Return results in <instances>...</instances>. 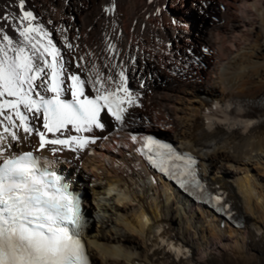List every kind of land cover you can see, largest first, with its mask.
<instances>
[{"label":"bare ground","instance_id":"bare-ground-1","mask_svg":"<svg viewBox=\"0 0 264 264\" xmlns=\"http://www.w3.org/2000/svg\"><path fill=\"white\" fill-rule=\"evenodd\" d=\"M193 9L213 21L198 40L193 29L173 20ZM24 10L47 33L33 34L36 39L44 45L51 40L67 72L86 81V94L96 95L89 78L111 73L118 80L116 73L125 70L135 101L122 105L123 122L102 114L103 128L81 132L100 137L85 148L41 149L84 191L85 248L92 263L264 264V105L255 106L264 100V0H25ZM21 14L18 0H0V27L24 46L19 30L28 22L19 21ZM193 80L209 85L211 95L192 96L194 89L183 85ZM240 102L247 110L234 114L232 126L207 125L211 114L230 116L222 105ZM25 115L33 123V114ZM41 122L35 121L40 130ZM160 127L197 157L242 225L223 223L147 172L144 135ZM14 130L21 138L5 134L0 157L37 146V136L24 139L22 129Z\"/></svg>","mask_w":264,"mask_h":264},{"label":"snow or ice","instance_id":"snow-or-ice-1","mask_svg":"<svg viewBox=\"0 0 264 264\" xmlns=\"http://www.w3.org/2000/svg\"><path fill=\"white\" fill-rule=\"evenodd\" d=\"M18 8L22 13L19 21L28 22L19 30L24 46L14 44L13 38L0 27V98H13L0 99V125H3L0 144L6 138L5 134L11 140H19L21 137L14 129L20 128L25 134L24 139L33 134L39 138L40 149L49 145H63L73 151L83 149L94 141L78 136L49 139L46 133L61 132L69 125L76 132L103 128L101 112L104 109L123 122L127 109L122 105L135 102L127 86L125 70L116 73L118 80H114L111 73L106 79L100 75L89 78L87 83L96 95H85L86 81L79 74L67 72L60 52L51 40L44 45L33 35L45 36L47 33L31 23L35 17L31 11L24 10L25 0H18ZM68 48L72 45L68 44ZM108 48L114 50L111 44ZM46 55L52 57L51 63L45 59ZM65 79L71 83L65 84ZM106 84L110 87L106 88ZM49 92L54 95L46 98L45 94ZM65 93H70L71 99H62ZM21 106L33 114V123H29V116L20 110ZM37 119H42L43 131L35 124ZM147 144L155 145L156 158L149 159L164 172L169 171L170 161L184 159L169 144L151 138ZM52 151L59 149L54 147ZM0 154H3L2 149ZM191 163V157H188L187 165L176 176L182 185L195 183L189 168ZM59 180L54 174L40 170L32 152L0 161V264H88L83 245L68 227V224L74 226L77 223L76 206L66 189L57 186Z\"/></svg>","mask_w":264,"mask_h":264},{"label":"rangeland","instance_id":"rangeland-1","mask_svg":"<svg viewBox=\"0 0 264 264\" xmlns=\"http://www.w3.org/2000/svg\"><path fill=\"white\" fill-rule=\"evenodd\" d=\"M207 8L203 7V10H207ZM184 12V13H183ZM183 12L178 13V17H176L175 19H173L177 24L179 25H184L189 27L190 29H193L194 31V37L196 40L201 39L202 35L205 33L206 29L208 27H210L213 24V21L211 19V16L209 13H205V12H200L198 10H194L193 12H189L188 10H185ZM201 48H203V46H201ZM199 49V46H196V50ZM204 49V48H203ZM204 51V50H202ZM186 84V85H185ZM137 83L133 82V86H136ZM186 87H189L190 89H194L193 90V94H191L194 97H202L203 94H208L211 95V92H209L206 88L209 87V85H205L204 83L200 82V81H187L184 82V85ZM213 89V88H212ZM148 129H152L154 128V125H150V126H146ZM154 130H158V129H154ZM162 130V131H160ZM160 131L159 133L163 134L164 136L167 137L166 134H164V132H166L167 134H169L168 130L166 128H162L160 127ZM156 131V132H158ZM170 135V134H169ZM168 138V137H167ZM73 171V170H72ZM89 176V180H90ZM85 179V178H84ZM90 196V194H88ZM88 196V200L90 201V203L88 205H93V200L91 197ZM98 205L95 204L94 209H97Z\"/></svg>","mask_w":264,"mask_h":264}]
</instances>
